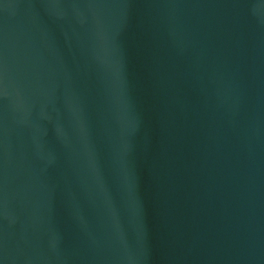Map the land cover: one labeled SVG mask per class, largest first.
<instances>
[{
	"label": "water",
	"instance_id": "obj_1",
	"mask_svg": "<svg viewBox=\"0 0 264 264\" xmlns=\"http://www.w3.org/2000/svg\"><path fill=\"white\" fill-rule=\"evenodd\" d=\"M0 264H264V0H0Z\"/></svg>",
	"mask_w": 264,
	"mask_h": 264
}]
</instances>
